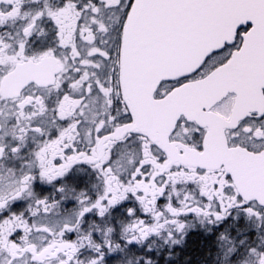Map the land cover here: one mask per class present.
Returning a JSON list of instances; mask_svg holds the SVG:
<instances>
[{
	"label": "snow or ice",
	"instance_id": "snow-or-ice-1",
	"mask_svg": "<svg viewBox=\"0 0 264 264\" xmlns=\"http://www.w3.org/2000/svg\"><path fill=\"white\" fill-rule=\"evenodd\" d=\"M24 4L0 0V29L21 21L16 32L0 34V102H13L9 123L17 142L0 143V158L18 154L25 137H40L32 156L41 180L50 183L83 162L96 171L104 188L95 199L79 193L77 223H66L58 232L46 225L30 226L22 214L0 218V264H81L76 255L85 243L93 247L91 233L79 237V245L65 234L76 230L85 214L95 210L103 217L129 194L152 220L156 210L176 231L184 226L174 217L189 211L220 220L228 209L246 204L249 216L264 219V195L236 186L239 172L247 169L264 182V0H64L60 6L44 0L35 11L25 10ZM46 22L54 29V44L26 55L25 45L34 36L47 37ZM221 26H228L229 33L219 34ZM13 40L16 48L10 55L8 41ZM58 49L64 54L57 55ZM41 66L50 67V79L35 78ZM246 79L250 96L240 87ZM49 85L57 93L51 107L37 92ZM238 91L245 99L236 111L231 100ZM89 98L102 100L91 120ZM150 112L171 113L162 134L151 129ZM45 114H52L47 128L39 123ZM181 132L184 139L178 138ZM241 134L247 135L248 144L237 142ZM217 140L225 151H242L247 160H237L232 168L220 162L211 173L200 165L190 171L184 163L173 162L186 153L214 152ZM125 141L135 143L137 157L122 173L114 149ZM209 175L215 179L202 185ZM11 176L9 190L0 194V210L21 198L34 178L30 171ZM169 182L196 187L176 199L177 207L168 193ZM160 197L166 203L158 208ZM57 205L38 199L28 211L32 216L47 214ZM164 223L151 228L144 220L130 223L125 228L134 233L129 242L144 239ZM33 230L43 234L38 245L28 242ZM104 245L113 250L109 240ZM100 247L94 245L100 255L88 264H100ZM253 255L257 264H264V254Z\"/></svg>",
	"mask_w": 264,
	"mask_h": 264
},
{
	"label": "flooded vegetation",
	"instance_id": "flooded-vegetation-1",
	"mask_svg": "<svg viewBox=\"0 0 264 264\" xmlns=\"http://www.w3.org/2000/svg\"><path fill=\"white\" fill-rule=\"evenodd\" d=\"M64 0H48L49 6H60ZM44 0L39 3H30L25 0L23 8L29 11H35L42 8ZM13 27L0 29V34L4 31L16 32L21 21L12 22ZM47 37L34 36L29 43L25 45V54L33 56L38 54L44 48L54 44V29L49 22L45 23ZM104 38V37H102ZM5 39H7L5 37ZM12 47L9 54L14 53L16 41H8ZM65 50L58 49L57 55L64 54ZM67 67V66H66ZM71 69L68 68L70 73ZM35 78L47 80L51 78V69L48 66H41L34 74ZM63 78L66 73H57ZM31 89L25 90V95L30 94ZM38 94L45 98L51 107L56 100L57 93L51 87H41L37 90ZM235 97L231 100L233 108ZM88 119L91 120L93 115L100 110L102 100L99 98H89ZM14 105L11 100L0 102V143H17L13 141L11 134L12 111ZM52 114H45L40 118V125L44 128L50 126ZM5 132L8 134L5 135ZM83 131L81 138H83ZM248 141V137L245 134ZM180 139L183 133L179 134ZM40 137L29 135L25 137L23 146L18 154L8 152L4 158H0V194H4L9 190L11 173L20 176L26 172H31L33 180L31 187L21 198L10 201L6 208L0 210V218H6L11 215H23L22 220H27L30 226L46 225L54 232H58L64 224H76L78 215V204L76 197L79 193H85L90 199H95L97 194L103 191L104 185L96 171L88 164L78 162L69 169L63 176L58 177L52 182H46L40 179L38 175V162L33 158L32 153L37 147ZM238 142V141H237ZM239 143V142H238ZM242 144V143H240ZM248 144V143H246ZM120 157V171L126 173L129 160H135L137 157L136 145L134 142L125 141L123 144L117 145L114 149ZM187 154V153H186ZM174 157L173 162L184 163L191 171L196 165L189 163L187 156ZM209 173L213 168H208ZM215 169V168H214ZM11 170V173L9 172ZM185 175H188L187 173ZM178 180L183 177L178 176ZM198 179V178H196ZM215 179L214 175H209L206 181H200L204 186ZM196 185L191 183L184 184L178 182L172 184L169 182L168 193L172 195V203L177 206L176 199L183 198L185 192L193 189ZM59 189H63L60 191ZM29 192L31 193L29 195ZM152 191L149 190V199ZM38 199H47L49 202H58V205L52 208L47 214L39 213L32 216L28 209ZM166 203L164 197L157 200V207H161ZM179 207V206H177ZM246 204L228 209V214L220 220H216L212 216L198 215L195 212L180 214L174 217L176 221L183 224L180 231H176L175 226L171 223H164L159 219V212L154 210L156 218L152 220L150 215L145 214L138 201L131 196L111 207L103 217L98 216L96 211L85 214L80 218L79 226L73 232L65 234V239L74 241L77 245L81 243L79 237L87 236L91 233L93 247H88L85 243L84 247L79 248L76 259L81 264H88L89 260L100 255L95 251L94 245L99 244L100 252L103 253L100 264H257L258 257L253 252L264 254V219H257L249 216L245 210ZM132 209L130 215L128 210ZM170 215V214H169ZM136 220H144L148 223L147 227L151 228L155 224L164 223V227H158L155 233H149L142 240H133L129 242L128 238L133 235L132 232H126L125 228ZM15 228V222L11 225ZM111 228V232L107 229ZM107 232V235H106ZM43 234L38 231H31L28 235V242L38 245L41 242ZM105 239L109 240L113 250H109V246L104 245ZM139 239V237H138ZM193 239L206 242L207 247L202 251L195 253L190 249V243ZM201 243L200 246H203ZM23 246V243H21ZM198 255L201 258L196 262L184 261L185 254ZM204 255V256H203ZM31 264V261H28ZM49 264H57L52 260Z\"/></svg>",
	"mask_w": 264,
	"mask_h": 264
},
{
	"label": "water",
	"instance_id": "water-1",
	"mask_svg": "<svg viewBox=\"0 0 264 264\" xmlns=\"http://www.w3.org/2000/svg\"><path fill=\"white\" fill-rule=\"evenodd\" d=\"M218 33L221 35L228 34V26H221L218 28ZM138 82L142 85L143 73L140 72L137 75ZM241 89L247 90L249 96L251 95V83L246 79L240 85ZM244 95L241 91L237 92L234 99L233 109L238 111L244 105ZM171 117V113L164 115L149 113V121L151 129L157 134L163 133V123ZM188 162L193 165H200L205 168H216L220 162H224L226 168H232L236 166V161H246L245 157L240 152L225 151L223 149L222 140H217L216 150L214 152H206L204 154L187 153ZM236 186L239 190L248 191L252 195H264V182L259 179V175L255 170L247 169L240 171L236 180Z\"/></svg>",
	"mask_w": 264,
	"mask_h": 264
},
{
	"label": "trees",
	"instance_id": "trees-1",
	"mask_svg": "<svg viewBox=\"0 0 264 264\" xmlns=\"http://www.w3.org/2000/svg\"><path fill=\"white\" fill-rule=\"evenodd\" d=\"M201 240H198V239H193L192 240V243H190V249L193 250L195 253H197V251H202L204 250L205 247H207L208 244H206V242L203 241L200 242ZM201 243L203 244V246H200ZM185 254V253H184ZM204 256V255H203ZM199 258H201L200 256L198 255H190V254H185L184 255V261H191V262H196L198 260H200ZM173 264V263H172Z\"/></svg>",
	"mask_w": 264,
	"mask_h": 264
},
{
	"label": "rangeland",
	"instance_id": "rangeland-1",
	"mask_svg": "<svg viewBox=\"0 0 264 264\" xmlns=\"http://www.w3.org/2000/svg\"><path fill=\"white\" fill-rule=\"evenodd\" d=\"M238 142H239V143H242V144L249 143V142H247V138H246L245 136L243 137L242 134L239 136V138H238Z\"/></svg>",
	"mask_w": 264,
	"mask_h": 264
}]
</instances>
